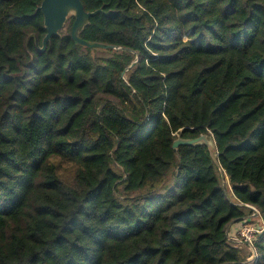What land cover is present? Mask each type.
<instances>
[{"label": "trees", "instance_id": "16d2710c", "mask_svg": "<svg viewBox=\"0 0 264 264\" xmlns=\"http://www.w3.org/2000/svg\"><path fill=\"white\" fill-rule=\"evenodd\" d=\"M0 0V264H244L264 220V0ZM213 137L205 145L179 137ZM254 247L264 264V230ZM246 264H250L249 262Z\"/></svg>", "mask_w": 264, "mask_h": 264}, {"label": "water", "instance_id": "95a60500", "mask_svg": "<svg viewBox=\"0 0 264 264\" xmlns=\"http://www.w3.org/2000/svg\"><path fill=\"white\" fill-rule=\"evenodd\" d=\"M44 14V23L47 30V34L43 40V47L41 51L47 48V43L53 36L59 35L61 29H63L70 17H75L74 24L71 30L72 38L79 44L89 47L91 49H97L101 51L109 49H119L121 47L111 46L108 44L98 42H88L80 37L81 31L90 22V18L102 11L101 9L88 12L81 0H43L38 8ZM181 145H205L207 146L211 157L220 168V171L224 173L220 162L218 160V152L216 151V143L213 137L208 134H202L198 137H181L179 136L173 143V148L177 150ZM246 206L251 207L249 204Z\"/></svg>", "mask_w": 264, "mask_h": 264}, {"label": "built area", "instance_id": "2783aa9c", "mask_svg": "<svg viewBox=\"0 0 264 264\" xmlns=\"http://www.w3.org/2000/svg\"><path fill=\"white\" fill-rule=\"evenodd\" d=\"M250 208H252L253 213L248 218L233 223L232 225H234V227L231 225L228 229L227 234L228 238L235 242L237 245H248L250 250L253 252V257L251 258V260L253 259L255 260V262H257L259 259V255L254 247V243L257 235L264 230V220L257 208L253 206H251ZM255 219L261 220L259 221V224L257 226L253 224V220Z\"/></svg>", "mask_w": 264, "mask_h": 264}, {"label": "rangeland", "instance_id": "374dc122", "mask_svg": "<svg viewBox=\"0 0 264 264\" xmlns=\"http://www.w3.org/2000/svg\"><path fill=\"white\" fill-rule=\"evenodd\" d=\"M259 221H261V220H260V219H255V220H253V224L257 226V225L259 224ZM232 226L234 227V225H232ZM231 229H232V227H231ZM231 229H230V230H231ZM230 234H231V233H230ZM259 234H260V233H259ZM259 234H258V235H259ZM258 235H257V237H258ZM236 245H237V244H236ZM238 247H240V248H242V249H244V250H246V251H251L250 248L248 247V245H244V244H243V245H240V246L238 245ZM246 262H247V263L249 262L250 264H252V263H255V260H253V259L250 260V259H249V260L246 261ZM246 262H245L244 264H246ZM256 263H257V262H256Z\"/></svg>", "mask_w": 264, "mask_h": 264}]
</instances>
